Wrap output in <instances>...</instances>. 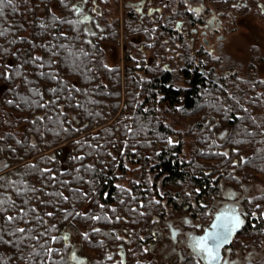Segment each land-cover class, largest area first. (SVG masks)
Masks as SVG:
<instances>
[{"label":"trees","instance_id":"trees-1","mask_svg":"<svg viewBox=\"0 0 264 264\" xmlns=\"http://www.w3.org/2000/svg\"><path fill=\"white\" fill-rule=\"evenodd\" d=\"M80 1L0 4V168L19 172L0 177V264H66L63 225L78 230L89 264H122L109 258L122 243L124 264H144L142 237L131 227L149 230L161 209L155 199L217 197L221 180L264 186V80L222 78L194 61L178 63L179 78L168 73L157 59L170 37L138 27L134 13L112 18L110 0H96L102 38L88 43L71 9ZM120 30L123 69L105 66L100 47L117 44ZM137 35L155 58L151 65L142 59L136 66L128 55L141 56L130 41ZM168 114L194 138L187 159L182 138L171 141L179 133L165 122ZM125 163L142 172L124 188L117 181ZM248 204L263 225L264 195ZM114 229L135 235L124 241Z\"/></svg>","mask_w":264,"mask_h":264},{"label":"flooded vegetation","instance_id":"flooded-vegetation-1","mask_svg":"<svg viewBox=\"0 0 264 264\" xmlns=\"http://www.w3.org/2000/svg\"><path fill=\"white\" fill-rule=\"evenodd\" d=\"M110 6L112 18L117 17L121 21L123 17L129 18L134 13L137 15L138 27L142 26L144 30L154 27L161 36L166 34L170 37L164 57L161 54L157 62L163 61L162 68L168 73L177 74L178 78L182 69V64L178 63L194 61L195 67L203 65L214 70L219 77L245 79L240 73V65L233 61L234 55L228 51L231 46L237 47L233 43L239 39L252 43L247 50V69L253 70L256 67L258 71L260 65L257 63L264 62V0H110ZM71 7L77 21L85 27L87 24L100 27L96 18L100 8L96 0H93L89 8L80 2H75ZM87 9L89 13L91 10L95 13L88 14ZM85 17L88 19L85 20ZM150 22L156 23L151 25ZM130 41L141 54H137V50L128 53L131 59L138 62L136 66L141 64L142 59L144 65H151L155 58L143 47V37L132 36ZM172 62H175L176 68L172 67ZM256 80H264V77ZM15 174H19L17 169L7 168L0 172V177L11 178ZM238 180L234 186L221 180L218 183L219 195L206 200L191 199L190 203L182 204V200L177 199L173 204L168 199H155L161 209L151 216L152 226L149 230L145 229L142 233V249L146 252L144 264H185L188 260L192 261L191 264H208L202 253L193 248V244L197 238L214 231L212 226L215 223L219 225L222 222L226 227H232L231 233H235L230 243L220 248L219 264H264V210L263 225H260L257 206L250 208L248 204L254 198L263 196L264 189L255 191L252 187L257 188L255 181ZM217 215L226 218L216 222ZM234 216L239 217V225L235 227L231 221ZM115 230L112 233L119 238ZM256 233L261 234L262 238L257 237ZM134 235L129 233L128 237L120 239L125 241ZM59 237L68 247L66 264H89L80 251L79 232L76 228L63 225ZM113 257L115 261L125 263L123 243L109 255V258Z\"/></svg>","mask_w":264,"mask_h":264},{"label":"rangeland","instance_id":"rangeland-1","mask_svg":"<svg viewBox=\"0 0 264 264\" xmlns=\"http://www.w3.org/2000/svg\"><path fill=\"white\" fill-rule=\"evenodd\" d=\"M71 9H72V7H71ZM55 14L58 16V19H62L63 16L59 15V12H55ZM73 14L75 16V21L78 22L77 18H76V15L74 13V10H73ZM87 33H86L85 36H86L87 39L88 38L90 39L91 36L88 35ZM122 33H123V31L120 30V38H119V40H118L119 42L117 44L116 43L115 44H111L110 42H102L101 43L100 47L102 48V58L104 59L103 63H104L105 66H113V67L114 66H120L121 69H123V67H126V66H124V61H123V50H124L125 44H124V41L122 39V36H123ZM235 44H236L237 47L234 48V46L233 47L231 46V47H229L228 51H231V54L234 55L235 59L233 58L234 60L233 59L232 60L235 63H238L240 65V69L239 70H240L241 75H243V77L245 79H249V78L257 79V78H260V77H264V62L257 63V64L260 65V68H259L258 71L255 70L256 67L253 68V70L252 69H247V65H249V62H248V58H249L248 53L249 52H247V50H248V47L250 46V44H252V43L248 42L246 40H240L239 39L238 42L235 41L233 43V45H235ZM262 49H263L262 51H263V54H264V48H262ZM104 55H106V57H104ZM125 64H127V63H125ZM256 72L257 73L259 72V73H258V75H255V77H254L253 74H255ZM122 83H123V81H122ZM122 91H123V88H122ZM0 95H1V90H0ZM121 98L124 101L125 100V95H121ZM121 108H122V105L118 107L117 112H116L113 120H117L118 114L120 113ZM16 115H18V114H16ZM164 117H165L164 118L165 122L170 124L171 128L175 132L179 133L178 135H176L174 137H171V141L175 143L180 138H182V140L184 141L183 154H184V158L187 159L189 157V155H190V152L192 151L193 146H194V138L192 136H190V135L185 133L187 131V126H185V124H186L185 121L182 118H180L178 115H176V114H168V115H165ZM113 120H111V121H113ZM13 124L14 123L11 124V127H13ZM19 125H21V124L19 123L17 125L18 127H16L15 129H20ZM125 166H126L127 170H126V172L123 173V176H122L123 179H120V181H117V184H120L124 188L128 187L127 183L129 181L136 182L139 179L140 173L142 172L139 169L140 168L139 164L138 165H133L132 163H125ZM116 174L119 175V172H117ZM231 184L233 186L235 185L233 183H231ZM255 185H256L257 188L252 186L253 189H255V191H256V189L258 190L259 188L264 189V186L261 185L260 183L255 182ZM86 210H87V208L83 209V211H86ZM131 228H132V230L134 229V231H136L137 234H139L138 235L139 237H142V233L143 232L141 231L140 223L138 225H133ZM121 232H122V230L120 229V231L118 232L119 233V237H122V233Z\"/></svg>","mask_w":264,"mask_h":264},{"label":"snow or ice","instance_id":"snow-or-ice-1","mask_svg":"<svg viewBox=\"0 0 264 264\" xmlns=\"http://www.w3.org/2000/svg\"><path fill=\"white\" fill-rule=\"evenodd\" d=\"M11 0H9V3ZM0 4H3V0H0ZM88 19L87 17L84 18ZM54 91V90H53ZM9 220L12 217H8ZM220 219L219 217L217 218ZM233 227L239 225V217L234 216L231 218ZM214 231L209 232L206 236L197 238L194 241L193 248L199 250L202 253L203 258L208 261V264H219V250L223 244H225L228 240L229 235L231 234L232 227H225L221 225H213ZM220 228L219 231H215V229ZM19 231L23 232L24 229H19ZM66 238V237H65ZM55 239V238H53ZM211 241V244H209ZM73 259H75V255H73Z\"/></svg>","mask_w":264,"mask_h":264},{"label":"crops","instance_id":"crops-1","mask_svg":"<svg viewBox=\"0 0 264 264\" xmlns=\"http://www.w3.org/2000/svg\"><path fill=\"white\" fill-rule=\"evenodd\" d=\"M92 11V13H95L93 10H91ZM93 15H95V14H93ZM75 17V16H74ZM82 26L84 25V24H82L80 21H78ZM83 29V28H82ZM101 30H102V28L101 27H98V26H96L95 24H87V26L85 27V25H84V29H83V32H84V34L86 35V33L88 34V35H90L91 36V38L92 39H94L95 40V43L96 42H100L101 41V38H102V34H100L101 33ZM87 39L86 38V36H85V39H86V41L88 42V43H92V39ZM100 45H101V43H100ZM110 46V45H109ZM104 57H106V55H104ZM103 59V58H102ZM103 61H104V59H103Z\"/></svg>","mask_w":264,"mask_h":264},{"label":"water","instance_id":"water-1","mask_svg":"<svg viewBox=\"0 0 264 264\" xmlns=\"http://www.w3.org/2000/svg\"><path fill=\"white\" fill-rule=\"evenodd\" d=\"M86 1H87V0H82V1H80V3H81L82 5H85V2H86ZM139 3H140V2H139ZM139 3H135V4L131 3V4H133V5H137V4H139ZM86 12L89 14V9H87ZM7 168H9L8 165H6V166L0 168V172H1V171H4V170L7 169ZM218 217H219L220 219H223V220L226 218V216H222V215H219V216L217 215V218H218ZM220 219H219V220L216 219L215 221H216V222H217V220H218L219 222L223 221V220H220ZM215 224H216V223H215ZM219 225H221V226H225L224 222L220 223ZM225 227H226V226H225ZM219 230H220V228H217L216 231H219ZM234 233H235V232H232V233L229 235L227 242H226L225 244H223L222 246H226V245H228V244L230 243V241H231V239H232ZM222 246H221V247H222Z\"/></svg>","mask_w":264,"mask_h":264}]
</instances>
